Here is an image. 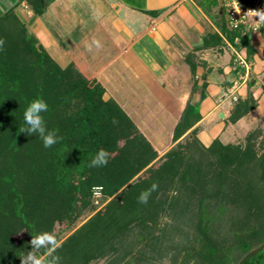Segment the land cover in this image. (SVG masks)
I'll use <instances>...</instances> for the list:
<instances>
[{
	"label": "rangeland",
	"instance_id": "obj_1",
	"mask_svg": "<svg viewBox=\"0 0 264 264\" xmlns=\"http://www.w3.org/2000/svg\"><path fill=\"white\" fill-rule=\"evenodd\" d=\"M7 9L9 8L2 7L0 15ZM50 59L58 69L54 70L57 74H53L55 79L49 81V85L45 87L47 93L44 98L48 108L54 110L49 118L54 120L55 124L70 115L79 103L76 97L65 104L62 103L61 99L68 89L66 82L87 80L88 71L74 61L60 67L51 57ZM124 72L127 75L132 74L129 70ZM104 82V87L114 95L113 92L118 86L117 80L107 75ZM92 84L96 83L92 81L90 85ZM98 86L103 90L101 98L112 100L120 107L135 132L144 137L158 156L114 195L105 197L97 191L95 195L92 193L88 201H76L71 210L74 219L71 224L53 222L49 232L54 233L62 244L56 253L61 257V264H198L203 263L202 259L186 256V251L192 252L189 247L193 246L195 249L200 245L197 239L200 238L216 248H227L237 237L244 238L249 230L255 231L260 225L264 226V184L259 176V169L254 163L245 167L241 162L225 166L214 151L206 149L210 143L203 145L200 142L197 129L183 130L186 119L182 115L189 104L188 101L179 106L180 109L177 105L171 106L168 100L170 98H130L127 102L125 98L121 100L122 104L118 102V98H112L108 90L104 92L102 85ZM142 99L146 101L144 106L140 103ZM11 100L0 98V108L9 107ZM44 114L42 113L43 117ZM22 117L24 118V113ZM44 120L47 129L53 131L51 121ZM226 130L231 131V136L220 140L231 148L232 155L236 148L244 154L251 150L259 154L264 149V102ZM21 135L19 131L14 138ZM30 140H33L30 147H27L30 158L22 167L17 163L13 164L11 155L16 150L23 149V145L18 144L13 150L10 149L8 154H1V147L4 150L6 143H0V155L3 156V161L0 159V193L5 194L10 187L15 186L22 190L20 186L27 169L34 168L41 161L49 160L52 155L53 146L45 148L37 135L30 136ZM127 146L128 141L120 138L115 149L120 150ZM171 149H175L176 157L172 156L170 161H167L166 170L156 183L158 188L150 195L153 201L143 204L141 213L127 214L123 218L122 222L126 226L122 231L121 240L119 239L121 245L108 243V236H111L112 232L106 230L110 223L107 219L93 226L94 228L86 234H81L77 245L70 246L67 243L76 230L100 212L121 190L130 189L138 195V189L143 187V190H147L146 185L151 180L149 177L152 172L158 170L161 163L159 158ZM149 166L154 169L151 173H148ZM53 174V170L44 171L47 180H50ZM241 196H248L250 204L242 203ZM20 219L17 221L18 225L29 222V216H21ZM138 221L141 222L137 224ZM99 227L105 228L100 230ZM24 238L26 233L20 230L9 237L2 236V241L9 248L16 249ZM22 244L25 248L22 245L18 248L21 252L15 256V264H20V257L31 250L26 239ZM39 254L42 255L43 250ZM9 256L10 254H5L0 257L3 259L0 264H12V257Z\"/></svg>",
	"mask_w": 264,
	"mask_h": 264
},
{
	"label": "trees",
	"instance_id": "obj_2",
	"mask_svg": "<svg viewBox=\"0 0 264 264\" xmlns=\"http://www.w3.org/2000/svg\"><path fill=\"white\" fill-rule=\"evenodd\" d=\"M238 1L247 4L252 0ZM199 2L200 6L206 9L217 5V0ZM259 2L264 3V0ZM30 7L35 14L42 11L39 0H32ZM219 10L222 14L220 7ZM223 25L222 34L230 42L235 38L234 47L237 50L243 49L244 60L249 61L254 49L249 45L248 31L245 28L228 29L224 17ZM0 38L5 41L3 48L0 49V93H2L0 98L12 99L8 103L9 107L0 108V143L2 145L6 143L4 150L1 147V154H8L10 149L18 144L23 145V149L16 150L11 155L13 164L17 163L22 167L30 158L27 147H30L33 140L23 132L17 138L14 136L19 133L22 126H26L22 116L28 104L36 98H41L47 103L44 98V94L47 93L45 87L49 85V81L55 79L54 70L58 67L36 40L27 33L24 24L13 14L12 8L0 15ZM240 69V72H243L242 67ZM66 83L68 89L61 99L62 103L65 104L76 97L79 100L78 105L70 115L55 124L54 120L49 118L54 112L52 108H48L44 114V119L50 120L53 124V131L63 139L53 145L49 160L41 161L34 168L27 169L23 184L20 186L22 190L15 186L10 187L5 194L0 193V257L10 254L12 264L17 262L15 256L21 252L18 248H21V245L24 247L22 243L25 239L29 242L35 233L51 231L54 221L63 222L65 225L71 224L74 220L71 215L73 205L78 200L88 201L94 186H99L97 191L100 194L110 197L158 156L144 137L135 132L129 118L125 117L120 107L112 100L101 98L103 90L97 84L90 85L92 82L87 80ZM254 106L255 101L252 98L236 99L228 121L235 122ZM182 116L186 119L183 130L191 128L199 119L197 109L190 104L186 105ZM113 119L118 123L113 124ZM120 138L127 140L128 146L116 150V143ZM100 149L109 153L107 166L89 167L91 159ZM206 149L214 151L220 162L227 167L236 162H241L244 167L254 163L259 169V176L264 184V149L259 154L253 150L244 154L236 148L232 155L231 148L220 143L216 138ZM112 152L115 153L110 156ZM172 156L176 157L175 149L169 150L159 158L161 161L159 168L152 172V176L149 177L151 180L145 189H149L153 183L161 179L160 175L166 170V163ZM2 157L0 155L3 161ZM151 166L148 168V173L154 170L150 168ZM45 170H53L54 174L50 180L45 178ZM142 188L138 189L140 193L144 191ZM138 197L139 195L130 189L121 190L100 212L76 230L67 243L70 246L77 245L81 234H86L94 228L93 226L107 219L110 223L106 230L112 232L111 236H108L110 241L108 243L121 245L122 231L126 226L122 222L123 218L127 214H137L143 210V204L138 203ZM240 199L242 203L250 204L248 196H241ZM150 201H153L151 197L148 199V202ZM20 215L29 216V222L18 225L17 221L21 220ZM115 219L117 220L112 223L111 221ZM139 222L141 221L137 224ZM262 228L264 226L260 225L255 231L249 230L244 238L237 237L236 241L227 248H216L199 238L198 248L195 250L193 246L189 247L192 252L186 251V256L189 258L197 256L202 259L203 263L198 264H236L247 252L264 242ZM20 230L25 231L26 238L15 247L16 249H11L3 243L2 236L9 237ZM197 243L195 242V245ZM130 247L131 245L128 246ZM244 264H264V249L249 257Z\"/></svg>",
	"mask_w": 264,
	"mask_h": 264
},
{
	"label": "crops",
	"instance_id": "obj_3",
	"mask_svg": "<svg viewBox=\"0 0 264 264\" xmlns=\"http://www.w3.org/2000/svg\"><path fill=\"white\" fill-rule=\"evenodd\" d=\"M31 1L0 0V10L12 8L58 66L79 63L88 71L87 80L103 87L111 75L118 82L116 91L113 95L105 86L104 92L122 104L125 98H170L178 107L188 101L199 116L191 129H197L203 145L215 138L223 143L220 138L231 136L227 127L264 102V26L248 31L254 54L245 61L244 77L235 63L244 50L221 32L222 0L208 9L200 0H42L38 14ZM232 97L255 101L233 123L228 121Z\"/></svg>",
	"mask_w": 264,
	"mask_h": 264
},
{
	"label": "clouds",
	"instance_id": "obj_4",
	"mask_svg": "<svg viewBox=\"0 0 264 264\" xmlns=\"http://www.w3.org/2000/svg\"><path fill=\"white\" fill-rule=\"evenodd\" d=\"M256 15L261 21H264V12L257 11ZM99 47V41H94ZM5 44L4 39L0 38V49ZM48 111V104L41 98L32 100L24 111L25 127L21 128V132L28 136L37 135L42 141L45 148H51L53 145L59 143L63 137L56 134L55 131H49L46 127L44 117L42 113ZM113 124H117L118 121L113 119ZM109 153L100 149L96 155L91 159L89 167H105L108 164ZM93 187L94 195L97 193V188ZM158 185L153 183L151 187L140 193L138 197V203L147 204L148 199L153 191H156ZM31 250L25 252L20 257V264H61V257L57 255V250L62 247L60 240L54 233L43 231L36 235L31 236L29 241ZM43 250V254H39Z\"/></svg>",
	"mask_w": 264,
	"mask_h": 264
},
{
	"label": "built area",
	"instance_id": "obj_5",
	"mask_svg": "<svg viewBox=\"0 0 264 264\" xmlns=\"http://www.w3.org/2000/svg\"><path fill=\"white\" fill-rule=\"evenodd\" d=\"M221 10L226 27L230 30L247 28V31H256L264 26V21H261L256 15L257 11L264 12V3L259 2V0H252L247 4H243L238 0H222ZM235 63L243 67L245 77L247 66L240 54L235 55ZM232 100H235V98L232 97Z\"/></svg>",
	"mask_w": 264,
	"mask_h": 264
},
{
	"label": "water",
	"instance_id": "obj_6",
	"mask_svg": "<svg viewBox=\"0 0 264 264\" xmlns=\"http://www.w3.org/2000/svg\"><path fill=\"white\" fill-rule=\"evenodd\" d=\"M40 6L42 8V0H40ZM264 249V242L262 244H260L259 246L251 249L249 252H247L244 256H242V258H240L238 260V262L236 264H244L245 261L249 258L252 257L254 255H256L257 253H259L260 251H262Z\"/></svg>",
	"mask_w": 264,
	"mask_h": 264
}]
</instances>
